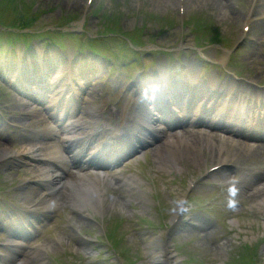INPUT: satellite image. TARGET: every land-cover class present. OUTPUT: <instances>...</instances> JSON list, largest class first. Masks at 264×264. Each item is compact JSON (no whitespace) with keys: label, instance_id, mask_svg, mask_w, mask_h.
I'll use <instances>...</instances> for the list:
<instances>
[{"label":"rangeland","instance_id":"obj_1","mask_svg":"<svg viewBox=\"0 0 264 264\" xmlns=\"http://www.w3.org/2000/svg\"><path fill=\"white\" fill-rule=\"evenodd\" d=\"M164 0H158L156 2L154 0H149V5L150 9H153L156 11H160L162 13H170L173 16H176V5L171 4V2H165L163 3ZM196 1L199 0H190L189 4H194ZM95 5L100 3L101 9L100 11H109V13L113 14L114 12L120 13V11H125L128 10L127 8L129 7L128 5L133 4V0H95ZM217 0H202V8L206 7L209 3L212 5H215ZM85 0H37V4L41 5L39 6L40 8L44 10V13L41 14L40 18L41 20L37 21V24H49V25H54L60 26L62 23L61 21L57 20L56 18L59 17L60 14L66 15L68 12H75V14H81L83 13L84 15H88L89 13L91 14L90 10L87 9L85 10L86 5H85ZM128 5H125L127 4ZM204 3V4H203ZM223 4V1L221 2ZM188 4V8H191ZM225 4H227L225 2ZM148 5V6H149ZM125 6V7H124ZM38 7V6H36ZM127 7V8H126ZM193 8V7H192ZM190 11H196L197 7H194L193 9H189ZM86 11V12H85ZM189 11V12H190ZM85 12V13H84ZM83 15V16H84ZM101 16V14L95 15L94 13L91 14L89 18H87L86 23L89 25V29L94 30L97 27H102L103 22L99 21L98 17ZM80 19L76 20L79 21ZM228 20V17L222 21V23H225ZM60 23V24H59ZM110 23V22H106ZM111 24V23H110ZM80 37V35H78ZM64 43L68 46L69 51H71L70 44L69 42L65 39ZM72 52V51H71ZM22 99L18 98L16 95H12L11 93L5 94L0 93V110H6L5 113L9 112V116L7 117V120L14 118L12 113H16V119H18L17 123V131L11 132L8 134L9 137L13 138L12 142H6L4 144H1L0 141V156H4L5 152L1 151L4 150L5 148L10 149L12 151L17 150L21 147V134L23 133H31L34 132L37 128L36 126L38 125L39 122L42 121L41 115H39L33 110H30L26 108L25 104H22ZM26 114V115H23ZM28 117L30 120L27 121L24 119L25 117ZM1 121V120H0ZM3 126H1L2 128ZM29 128V129H27ZM9 131L8 129H5V131ZM254 160L256 159V156L253 158ZM257 160V159H256ZM191 162V160H188ZM7 161L5 164H8ZM188 166V165H187ZM185 167V166H184ZM185 172H190L194 173L197 172L196 170H188ZM189 173V174H190ZM29 172V175L31 176ZM187 174V175H189ZM28 175V176H29ZM161 175V174H160ZM123 180H125L124 177H121ZM127 178V177H126ZM121 179V180H122ZM136 180V179H135ZM183 181L186 182V177L182 179ZM157 184L160 186L161 193L159 194V202L162 203L161 205L167 207V211L169 212L171 209L175 207V205L178 203V198H181V192L184 190L185 184L180 187L179 185H171L173 184L171 182L170 177H166L163 174V177L159 176V179H157ZM202 189V188H200ZM134 190V188H133ZM108 192H111L112 194L108 195L110 196L108 199V202L106 203L105 206V213L106 216H118V214L122 213H127L130 215V217H133L135 219L138 218V222L144 221V217L141 215H146L148 217H155L156 221L160 220V217L156 216L154 213L155 206L151 204L152 206L148 205L145 203L144 200V195L138 194L137 196L131 195V193H126L123 191V187H120L115 190H110ZM261 190L254 192V193H249L247 194V190L242 191L240 195V200L242 201V206H245L246 208H241L239 209L237 215L235 216V221L238 225L241 226L243 232H251L253 231V234L250 235L249 233L247 241L250 242L254 239H259L261 235H264V221L261 220V217H263V213L260 212L257 209H252L251 206L255 205L256 200H254L255 196H258L260 194ZM71 194V193H70ZM70 194L65 195L64 197L66 199H70ZM115 204H114V203ZM177 202V203H176ZM176 203V204H175ZM118 204V205H117ZM178 206V204L176 205ZM60 212L62 213L61 218L57 226L48 228V235H42V237L39 238L38 243L30 248H26L24 250V253L21 254V258L17 260V262H14V264H66V260L70 261V263L67 264H92L88 263L86 260H83L81 258L82 255H84V250L81 249L80 247V242L75 239L74 237V231L69 230V228L66 226L69 222H73L71 219L74 217V209L68 208L64 209V207H60ZM144 215V216H145ZM88 223V222H87ZM86 225V223L84 224ZM83 225V229L85 232H88V235L94 236V234H97L100 232L99 229L95 228L94 224L90 225ZM249 227H252L253 230H249ZM252 233V232H251ZM130 235V234H128ZM127 233H124V238L127 239L125 240L126 245L130 246V244H135V245H141V242H138L140 237L134 238L132 235L129 237ZM229 237V236H228ZM226 237V240L228 239ZM249 237L251 239L249 240ZM151 236L147 235L146 242L150 241ZM55 239L58 241H55ZM144 240V238H143ZM223 242L221 243H213V244H208L202 248L199 249L198 253V260L199 264H221L222 261H224L228 256L230 252L236 251L238 245L235 242ZM44 244V245H43ZM213 245V246H212ZM41 246H47V249L40 248ZM214 248V249H213ZM185 250L184 248L180 249V251ZM105 262H109V258L106 260L104 259ZM103 260V261H104ZM140 260V258H139ZM104 264V263H103ZM136 264H139L137 262Z\"/></svg>","mask_w":264,"mask_h":264},{"label":"bare ground","instance_id":"obj_2","mask_svg":"<svg viewBox=\"0 0 264 264\" xmlns=\"http://www.w3.org/2000/svg\"><path fill=\"white\" fill-rule=\"evenodd\" d=\"M56 105H57V100L53 103V105H52V107H53V109H57V107H56ZM63 110V109H62ZM1 157V156H0ZM190 162V161H189ZM42 178V177H41ZM71 185V184H70ZM84 185V183H78V185L77 186H75L74 187V190H75V192L72 194V199H75V197L76 196H78V195H82V194H84V196H87L86 195V192H89V188L86 186H83ZM82 202L85 204V203H88V205H89V203H91L90 202V198H86V199H82ZM81 202V203H82ZM96 202V198H94L93 197V204ZM80 203V204H81ZM114 203V202H113ZM115 204V203H114ZM118 205V204H117ZM95 207V206H94ZM106 209V208H105Z\"/></svg>","mask_w":264,"mask_h":264}]
</instances>
